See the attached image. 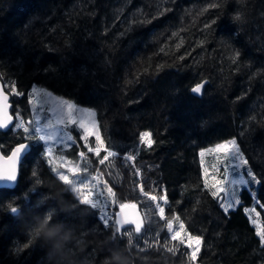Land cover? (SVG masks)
Instances as JSON below:
<instances>
[{"label": "trees", "instance_id": "16d2710c", "mask_svg": "<svg viewBox=\"0 0 264 264\" xmlns=\"http://www.w3.org/2000/svg\"><path fill=\"white\" fill-rule=\"evenodd\" d=\"M0 77L15 123L36 128L29 99L41 88L93 108L101 138L119 154L101 165L103 149L100 157L79 142L65 150L110 200L98 211L55 173L43 141L14 125L0 132L5 155L19 142L30 146L15 186L0 188V264H264V241L243 205L218 206L199 159L200 149L234 137L259 177L264 221V0H0ZM145 131L151 149L138 143ZM140 185L166 194L167 205L143 197ZM128 202L144 223L117 235L98 217L114 220ZM45 219L51 235L41 231ZM169 220L202 237L195 261L171 240Z\"/></svg>", "mask_w": 264, "mask_h": 264}, {"label": "rangeland", "instance_id": "374dc122", "mask_svg": "<svg viewBox=\"0 0 264 264\" xmlns=\"http://www.w3.org/2000/svg\"><path fill=\"white\" fill-rule=\"evenodd\" d=\"M40 89L41 88L33 89V90H38L35 93L30 91L29 101L33 110L35 111L34 116L36 120V129L38 131L39 136L42 139L44 137H49L47 141H43L45 143V148L47 147L54 148L55 146H57L55 150H58V152L56 154L61 156L60 159H56L53 153L50 156L51 160L53 159L52 162L55 166L54 167L55 173L64 181L69 182L71 187L73 189H76L85 201L89 202L90 200H94L92 197H95L100 204L104 203L102 204V210L103 211L106 210L105 208L107 205L105 203L109 204L110 200L105 199L104 201V195L99 196L97 194V192L99 191V187L93 181L94 178H96V175L94 173L91 174L93 176V180L92 179L89 180L90 174L84 175L83 177L79 176L77 173V171L80 169L79 165L77 163H72L69 155L65 151L69 145L73 144V142L75 143L79 142L83 146H85L86 152L97 153L99 150H101L100 141L102 140V138H101L95 110L93 108L78 105L70 100H66L61 97L55 96L44 89H41L44 91H39ZM48 93L50 95H48ZM64 101H68L74 105L75 109L72 110V118L77 121L76 125H66L61 122V120L67 121L69 115V109L63 103ZM81 121L89 128L94 127L95 130L99 132L100 136L97 137V141H95V135L90 136L87 141H84L82 139L84 133H83V129L80 128ZM52 134L55 136V139L50 138ZM68 138H72V140H69ZM233 138L234 137H230L219 143L213 144L208 147H204L199 150V159H200L203 177H204V169H207L209 185L213 183L214 178L222 177L223 168L226 163H230L229 180L239 179L240 176H243L244 179L249 180V183H251V180L245 174L247 171H252L249 165H247L245 169L237 168L236 167L237 162L235 161L234 158H232L230 161H226L225 156L223 154V150L216 149L217 144L228 142V140H231ZM233 145L239 149L235 138L233 140ZM231 147L232 146L230 145V148ZM82 150H79L77 152L78 158H81V156L84 155V154L82 155L84 151ZM201 151H203V156L200 155ZM228 187L230 192L235 187V190L237 192V197H239V195L242 197L243 210L248 216L250 223L253 225L256 234L261 239V234L264 233V223H263L264 221L260 209L257 207L256 198L249 195L251 197V200L247 203H244V200L246 199L244 196H242L243 192H241V190L246 186H242V185L233 186L229 184ZM210 190L212 191L214 189L210 188ZM246 191L249 194L253 192V188L248 187ZM255 194H256V187H255ZM235 198L236 197H232L229 194L227 195L224 201H220V202H224L225 204H227ZM236 207L238 206L234 205L232 209H235ZM175 231H181L182 238L188 236L185 232L180 230L179 227L176 230L172 228L171 230L172 234ZM186 243L187 241L185 240V244Z\"/></svg>", "mask_w": 264, "mask_h": 264}, {"label": "snow or ice", "instance_id": "6c2138e0", "mask_svg": "<svg viewBox=\"0 0 264 264\" xmlns=\"http://www.w3.org/2000/svg\"><path fill=\"white\" fill-rule=\"evenodd\" d=\"M213 7H216V5H213ZM151 22V21H149ZM213 25H216V22L214 21L212 24H209L208 27L211 28ZM172 35H176L175 33H172ZM203 43V42H201ZM163 51V50H161ZM237 56H239L240 54L237 53ZM181 59H183V57H181ZM192 91L194 93H200L202 91V86L201 84H196L195 87L191 88ZM12 90L14 92L15 95L17 96H24V93L21 92H16L15 91V85L12 86ZM38 90H32L33 93L37 92ZM39 91H44V90H39ZM48 95H50L48 93ZM7 96L5 95V91L3 90L2 87H0V113L4 112V109L7 107ZM67 108L69 109V115H68V119L67 121L61 120V122L63 124L66 125H76L77 121L75 119L72 118V110L75 109L74 105L68 101H64L63 102ZM75 121V122H72ZM16 128H23V133L27 135L29 141L32 140H41V141H47L49 139V137H44L43 139L37 135V129H31V126L29 125V127H24L22 123H14L13 118L11 116H8L6 114L4 115H0V129H10V125H13ZM82 124V126H81ZM80 128L83 129V137L82 139L84 141H87L89 139L90 136L95 135V141H97V137L100 136L99 132H97L95 130V128H89L87 125H85L82 121L80 122ZM33 133H35L33 135ZM31 137V138H29ZM51 139H55V136L52 134ZM69 140H72V138H68ZM233 139L228 140V142H224V143H220L216 145V149L217 150H223V154L225 156V160L226 161H230L232 158L235 159L236 163V167L237 168H243L245 169L248 165V160L246 157H244L240 150L235 147L233 145ZM138 143L140 144H145L147 145V147L149 149L152 148V145L154 143V141L151 139V133L150 132H141L139 133V141ZM230 145L232 146L230 148ZM28 147V143H18L16 147L12 148L11 150V155L7 157V160L10 161L11 163L8 165V167L6 169L4 168H0V180H9V181H15L17 179V162L19 161V157L21 155V153L23 152V150H25ZM68 147H75V142H73V144L69 145ZM100 149L106 153V155L103 156L102 159L99 160V163L101 165L105 164L106 161H109L110 158H116L119 154L115 153L112 149H110L109 145L105 144V141L102 139L100 141ZM101 150L99 151V155H97L95 152V155L97 157H100L101 155ZM52 151L53 149L51 147H47L45 152L43 153V156L45 157H50L52 155ZM201 156H203V151H201L200 153ZM107 156L108 159L105 160L104 157ZM127 161H133L135 159L134 156H126L124 157ZM4 159L3 157H0V160ZM229 168H230V163H226L224 168H223V175L222 177L219 178H214L213 179V183L211 185H209V181H208V170L204 169V183H203V187L205 189H209L212 188L214 190L211 191V196L213 199L216 200H220V201H224L225 198L227 197V195H231L232 197H236L235 199H233L231 202L225 204L224 202H221L218 204V206L220 208H222V210L225 213H228L234 205L241 207V205H243V199L242 197L239 195V197H237V192L235 190V187L231 190H229L228 185L231 184L233 186H238V185H242V186H246L244 187L241 192H244L247 190L248 187L253 188V192L249 193L250 196L255 197L256 199H259L256 194H255V187L259 184V177H257L255 175V173H253L252 171H247L245 174L246 176L251 180V183H249V180L244 179L243 176H240L239 179H233V180H229ZM136 173L138 174L139 169L135 170ZM36 173H33V176H35ZM207 185V186H206ZM139 191L140 193L143 195V197L147 198L149 201L152 202H157V201H161L163 202L165 205H167L168 203V197L167 195H154L152 194L151 191H145V188L143 185H140L139 187ZM107 192L109 195H112V191L111 188L107 189ZM240 192V193H241ZM213 193H216L215 195H213ZM99 196H102L103 193H99ZM89 204L91 207H93L96 210H101L102 205L99 203V201H94V200H90ZM261 205L257 204V207H260ZM136 208L135 204H124L121 203L119 205V208L121 209V213L123 212L124 209L126 208ZM155 207L158 209V214L159 217L161 219H164V213H165V207H162L160 205V203H156ZM116 215V214H113ZM102 224L105 227H111V228H119V231L117 232V235H119L121 233V227L125 224H130V223H135L136 227H135V231L137 233H139L141 231V224L139 221V218H137V220L135 221H129L126 218H124L123 216H121L120 219V223L117 224V219L115 220H110L107 212H103L99 217H98ZM176 219H179L178 217ZM107 222V223H105ZM167 226L169 230H172V221L169 220L167 222ZM185 227L184 223L181 222L179 225L180 230H183ZM171 240L173 241H179L180 244H184L185 240L187 241L186 243V248L187 249H191V259L193 261L196 260L197 255L200 252V245H201V241H202V237L200 235H188L187 237L182 238L181 236V231H175L173 232V234L171 235ZM261 240L264 241V233L261 234ZM169 251L171 252L172 249L170 248Z\"/></svg>", "mask_w": 264, "mask_h": 264}, {"label": "water", "instance_id": "95a60500", "mask_svg": "<svg viewBox=\"0 0 264 264\" xmlns=\"http://www.w3.org/2000/svg\"><path fill=\"white\" fill-rule=\"evenodd\" d=\"M206 83V80H203L197 84H201L202 88H203V85ZM196 85H194L193 87H195ZM0 87L3 88V90L5 91V95L7 96V107L4 109V112L3 113H0V115H8V116H11L13 118V121L15 120V117L14 115L12 114L11 112V102H10V93L5 89V86H4V82L3 80L1 79L0 77ZM202 92V91H201ZM200 93H194V95H200ZM12 127V125H10V128ZM7 128L5 129H0V132H6ZM19 143H25L27 144V142L25 141H22V142H19ZM18 144V143H17ZM17 144L13 145L12 148L16 147ZM12 148L9 150V152L5 155L3 154V152L1 151V148H0V157H3L4 159L0 160V168H4L6 169L8 167V165L11 163L10 161L7 160V157L11 155V150ZM30 149V146L28 144V147L23 150V152L21 153L20 157H19V161L17 162V179H18V174H19V165H20V162H21V159L23 158V156L29 151ZM17 179L15 181H9V180H0V188H12L15 186L16 182H17ZM126 204H135V203H126ZM136 205V208H126L123 210V212L121 213V209L118 208V210L115 212L116 215H114V220L117 219V224L120 223V219H121V216H123L124 218H126L127 220L129 221H135L137 220V218H139V221H140V224H141V227L143 226V223H144V219H143V214L139 208V206L137 204ZM127 225H132L133 227H136V224L135 223H130V224H125L123 225L121 228H123L124 226H127ZM119 229V228H118Z\"/></svg>", "mask_w": 264, "mask_h": 264}, {"label": "clouds", "instance_id": "9594fccd", "mask_svg": "<svg viewBox=\"0 0 264 264\" xmlns=\"http://www.w3.org/2000/svg\"><path fill=\"white\" fill-rule=\"evenodd\" d=\"M47 223H48V220L45 219V220L43 221V225H44L45 227L42 228L41 231H42V233H43L44 235H51V234H53L54 230H53V229H48V228L46 227V226H47Z\"/></svg>", "mask_w": 264, "mask_h": 264}, {"label": "bare ground", "instance_id": "6f19581e", "mask_svg": "<svg viewBox=\"0 0 264 264\" xmlns=\"http://www.w3.org/2000/svg\"><path fill=\"white\" fill-rule=\"evenodd\" d=\"M203 80H206V83H207V79H203ZM203 80H201V81H203ZM201 81H200V82H201ZM11 112H12V111H11ZM12 114H13V113H12ZM13 115H14V114H13ZM14 121H15V120H14ZM12 126H13V125H12ZM11 128H12V127H11Z\"/></svg>", "mask_w": 264, "mask_h": 264}]
</instances>
